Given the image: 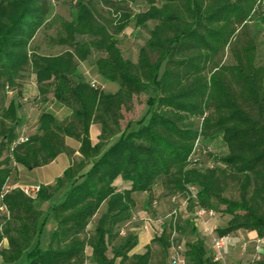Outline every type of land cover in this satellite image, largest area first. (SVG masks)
Here are the masks:
<instances>
[{
  "label": "trees",
  "instance_id": "trees-1",
  "mask_svg": "<svg viewBox=\"0 0 264 264\" xmlns=\"http://www.w3.org/2000/svg\"><path fill=\"white\" fill-rule=\"evenodd\" d=\"M144 1L149 8L137 24L146 19L156 24L133 61L82 1L67 26L65 42L72 49L30 60L28 45L46 19L47 0H0V89L14 86L31 62L40 93L51 87L55 99L72 109L64 122L43 112L37 132L24 142L18 139L15 101L0 121V247L8 243L0 257L5 263L15 264L26 253V264H87L89 248L93 264H166L152 262L150 245L130 254L138 236L127 228L136 221L145 224L144 217H133V194L148 192L152 200L159 180L173 193L175 213L192 203L190 234H196L198 209L215 212L224 206L230 219L219 236L239 229L264 236V64L258 62L257 38L248 32L251 24L264 22V0ZM77 35L92 39L78 42ZM227 50L228 61L223 59ZM95 51L102 54L95 61L98 72L119 84L115 93L72 78L79 75L75 59L86 60ZM150 89L157 95L149 101L153 111L147 122L100 152V143H92V124H101L103 135L109 115L118 116L134 95ZM67 137L79 142L83 161L69 165L54 187L40 186L36 196L6 188L13 162L29 168L49 164L68 151ZM218 138L227 149L220 157L208 145ZM229 180L236 183L238 197L226 195ZM66 183L63 198L51 209L56 229L44 249L39 237L46 218L37 202L51 200ZM152 241L161 246L163 258L173 249L165 230ZM185 258L191 264H217L200 237L189 244Z\"/></svg>",
  "mask_w": 264,
  "mask_h": 264
},
{
  "label": "rangeland",
  "instance_id": "rangeland-1",
  "mask_svg": "<svg viewBox=\"0 0 264 264\" xmlns=\"http://www.w3.org/2000/svg\"><path fill=\"white\" fill-rule=\"evenodd\" d=\"M78 1L90 7L95 18V22L105 25L109 32L117 39L118 47L123 55L133 61H137L140 48L149 38L150 30L155 26L156 21L146 19L143 24L138 25V17L145 14L149 5L144 0H47L49 11L43 25L37 30L34 37L28 45L29 59L34 55H58L71 50L70 43L65 42L67 39V26L73 19V9L77 8ZM127 14L128 17H127ZM123 26V27H122ZM119 27H122L119 31ZM251 36H255L258 41V62L264 64V22L262 24H251L248 30ZM92 36H76L78 42L90 41ZM102 54L94 52L86 60H76L77 70L79 75H73L72 78L76 81L82 77L87 82H93L97 88L107 93H115L119 89V84L105 79L97 70L95 61ZM230 51L227 50L223 59L230 60ZM91 84V83H90ZM157 92L154 89L144 91L134 95L132 100L128 101L121 107L118 116L109 115L107 117V129L102 135V125L94 123L91 126V139L93 144L100 143V152L105 151L109 146L115 143L123 133L136 130L147 122L153 106L149 103L150 99H154ZM11 101H15L17 105V116L19 126L17 133L21 136L29 138L38 130L39 118L43 112L52 113L55 115L58 122H64L72 114V109L57 101L54 97L52 88L47 89L45 93H40L39 85L36 81V76L31 66V62L26 64L19 74V79L14 86H5L0 89V121L4 119V113ZM196 122V121H195ZM198 122V121H197ZM102 135V138H101ZM18 138V139H19ZM207 142V141H206ZM17 140L11 146L13 147ZM66 143L68 151L60 154L56 160L40 167L29 168L12 163L14 171L10 177L6 188L13 190L14 188H25L28 186H43L48 185L54 187L56 180L63 175L66 168L83 161V156L78 151L79 142L75 138L67 137ZM209 147L216 153L217 157L227 153L224 142L221 138L213 141H208ZM6 152L4 155H7ZM91 164L86 165L81 171L85 172ZM20 168V171L18 169ZM80 171V172H81ZM70 183H66L63 187L58 188L54 197L48 201L37 202V207L42 211V220L46 218L45 226L39 237L40 246L47 248L51 233L56 229V222L51 216L53 205L57 204L63 198L64 193L68 189ZM228 196H239V190L236 183L229 180V187L226 190ZM32 196H36L33 193ZM173 193L169 192L164 186L163 180H159L153 187L152 200L149 199V194H140L137 203L138 207L134 211V219H148L147 227L151 238L166 231L169 234L174 251H180V255L185 262L180 264H191L185 258V252L189 244L193 240L190 236L191 227L188 225L193 221L194 209L192 203L189 202L188 207L177 208L175 213L173 209L177 203L171 201ZM150 200V201H149ZM106 209L104 204L97 216L101 215ZM224 206H218L214 214L207 216L210 220L199 229V233L204 232V240L207 242L208 256L214 258L216 252L210 245L214 237L219 236L218 229L226 227L230 216L223 212ZM151 218V219H150ZM205 221H208L205 217ZM139 226L140 222L136 221L131 226ZM130 232H138L131 230ZM207 227V229H206ZM92 225L89 229H92ZM181 230V231H180ZM247 229H244V231ZM243 232V230H241ZM118 232V231H117ZM154 235V236H153ZM232 244L230 248H225L222 253V260L217 264H258L264 260V244L260 251L255 253V244L251 238H246L237 231L230 233ZM119 238H122L120 235ZM258 238L255 242L258 247ZM7 241H3L1 249L7 246ZM35 244V241L33 242ZM152 250V262H161L163 259L166 264H172L171 255L173 252L170 248L167 257L162 253V248L159 244L151 241L149 244ZM180 247V249H178ZM256 247V249H257ZM242 253V255H241ZM245 253V254H244ZM91 251L86 249L87 264L91 263ZM252 254L254 255L252 257ZM245 262V263H244ZM27 255L23 253L15 264H26ZM0 264H7L0 257Z\"/></svg>",
  "mask_w": 264,
  "mask_h": 264
},
{
  "label": "crops",
  "instance_id": "crops-1",
  "mask_svg": "<svg viewBox=\"0 0 264 264\" xmlns=\"http://www.w3.org/2000/svg\"><path fill=\"white\" fill-rule=\"evenodd\" d=\"M56 160V159H55ZM18 171H20V168L18 169ZM145 193H148V192H135L134 194H133V197H134V200H135V203H136V205H135V208H137L138 207V203H137V200H138V198H139V196H140V194L141 195H143V194H145ZM149 194V193H148ZM149 197H150V195H149ZM181 205H183V206H181V207H179V208H182V207H184V206H186V205H184V204H181ZM206 218H207V220L208 221H206V223H207V225H208V222H210L209 220V218L206 216ZM151 219V218H150ZM132 223V222H131ZM195 226H196V234L195 235H192V234H190V236H191V238L193 239L192 241H194V240H196L197 239V237H200V238H202V239H204V236L205 237H207V234H205L204 232H201V233H199V229H201L202 227H203V225H204V223H203V221L202 220H198V221H196L195 223ZM131 230H137L138 229V232H136V234H137V236H138V243H137V245L134 247V249L131 251V253L130 254H135V253H142V252H144L145 251V249L147 248V246L151 243V241H152V239L154 238V237H152L151 238V235H149V232H148V227L146 228L145 227V225H144V223L142 222V223H140V225L139 226H131ZM241 230H243V232L241 231ZM181 231V230H180ZM236 232V231H235ZM237 232L239 233V234H241V235H244V237H246V238H251V239H253L251 242H252V245H253V242H254V244H255V253H256V251H257V249H256V247H257V243L255 242V240H256V238H258V237H260L259 236V234H258V232L257 231H255V230H245L244 231V229H239V230H237ZM161 233V232H160ZM154 236V235H153ZM191 241V242H192ZM205 241V240H204ZM233 242L231 241L230 243H228L226 246H225V248H230V246H231V244H232ZM205 245H206V248H207V242L205 241ZM212 247H213V240H212V244H210ZM224 248V249H225ZM245 254V253H244ZM241 255H242V253H241ZM254 255L252 254V257H253ZM263 260H261V262H262ZM245 263V262H244ZM172 264H178V263H172ZM258 264H260V262L258 263Z\"/></svg>",
  "mask_w": 264,
  "mask_h": 264
},
{
  "label": "built area",
  "instance_id": "built-area-1",
  "mask_svg": "<svg viewBox=\"0 0 264 264\" xmlns=\"http://www.w3.org/2000/svg\"><path fill=\"white\" fill-rule=\"evenodd\" d=\"M92 85L95 86L96 84L92 82ZM19 140L21 142H24L25 140H27V138L21 136L19 138ZM39 190H40V186H38V185L37 186H28V187L23 188V191L27 195H30V196H32L33 193L37 194L39 192ZM213 214H214V211H207V210L202 209V208L198 209L197 213H196L197 217L200 220L204 221L205 224H206L205 217L208 216V215L211 216ZM147 221H148V219L144 218V222H145L144 225H145L146 228H147V224H146ZM206 229H207V227H206ZM231 241H232V237H231L230 234L214 237V239H213V248H214V250L216 252V255L214 256V261L219 262V261L222 260L223 250H224L225 246L228 243H230ZM257 241H258L257 251L259 252L261 247H262V245L264 244V236L258 237ZM178 249H180V247H178ZM172 259H173L174 263H177V262L183 263L184 262V260L180 257L179 251H177V250L173 254Z\"/></svg>",
  "mask_w": 264,
  "mask_h": 264
}]
</instances>
